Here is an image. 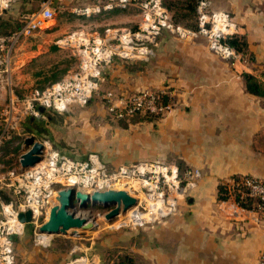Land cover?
<instances>
[{"label": "crops", "instance_id": "obj_1", "mask_svg": "<svg viewBox=\"0 0 264 264\" xmlns=\"http://www.w3.org/2000/svg\"><path fill=\"white\" fill-rule=\"evenodd\" d=\"M75 1L80 6L81 0ZM210 1L213 10L232 16L236 35L231 42L247 61L223 60L203 37L181 40L163 32L149 61H117L106 78L109 89L129 92L169 86L172 109L157 120H119L90 131L108 164L153 160L173 164L182 174L201 173L173 215L137 232L140 264H258L264 248V212L240 206L229 191L223 200L219 192L220 185L236 177L264 181V97L250 92L245 80V74L260 82L264 78V0ZM132 7L137 8L127 10ZM128 15L117 28L138 25L141 12ZM33 37L40 40V51H47L51 37L45 31ZM18 51L30 56L29 66L33 41ZM34 249L47 258L22 259L17 240V264H61L54 246Z\"/></svg>", "mask_w": 264, "mask_h": 264}, {"label": "built area", "instance_id": "obj_2", "mask_svg": "<svg viewBox=\"0 0 264 264\" xmlns=\"http://www.w3.org/2000/svg\"><path fill=\"white\" fill-rule=\"evenodd\" d=\"M17 1L0 0V17ZM129 6H135L141 12L135 30L107 27L102 34L86 35L80 31L69 35L66 44L60 40V45L72 43L77 48L78 70L45 88H35L28 95L15 92L9 76L13 73L18 48L50 26L49 21L54 19L57 10L53 0H44L39 10L24 13L17 31L0 34V91L6 89L0 108V158L9 143L21 144L24 149L18 156L17 167L3 172L4 166L0 162V264H17V239L29 224L34 226L37 236L42 233L40 228L48 219L54 197L64 188L74 187L91 194L111 188L124 190L130 186L132 192L128 193L137 198V204L133 206L136 211L155 216L145 219L144 225L173 215L180 197L200 178L201 173L197 170L181 174L175 165L153 160L110 168L96 152L85 159L75 158L61 153L48 141H40L44 146L40 161L30 167L21 164V156L28 147L26 140L31 136L23 131L26 119L40 116V108L64 112L73 104H86L98 92L108 67L117 61H149L163 32L181 40L203 37L211 52L230 63L248 59L231 42L236 35L232 16L225 11L213 10L210 0H198L196 28L176 22L163 0H107L104 4L99 2L76 10L80 14L93 15L102 9ZM173 95L169 86L132 92L109 89L103 99L108 114L116 120L137 114L161 118L174 106ZM126 182L129 184L124 185ZM227 189L228 194L258 199V209L264 212V181L261 178H232ZM28 211L32 213L31 221L23 222L20 214ZM258 264H264V248L260 251Z\"/></svg>", "mask_w": 264, "mask_h": 264}, {"label": "rangeland", "instance_id": "obj_3", "mask_svg": "<svg viewBox=\"0 0 264 264\" xmlns=\"http://www.w3.org/2000/svg\"><path fill=\"white\" fill-rule=\"evenodd\" d=\"M43 1H17L0 17V32L14 30L20 25L22 15L39 10ZM105 1L107 0H99L101 4H104ZM85 2L88 3L89 0H81L80 6L75 0H53V5L57 9L55 17L49 21L50 26L44 30L51 37L50 43L46 44L47 51H40V40H38V37H33L31 40L33 41L35 54L29 66L26 65V60L30 56L24 53L17 55L14 61L13 73L9 76L15 92L28 95L35 88H45L49 84L57 82V79L61 80L69 73L78 70L80 58L77 55V48L72 43L60 45L59 41L63 38L80 31L86 33V35L92 33L102 34L105 31L104 28L120 26L119 24L124 22L126 14L140 13V10L133 7L130 11L127 10L131 7L129 6L102 9L101 12L93 15L80 14L76 9L84 8L86 4L83 3ZM79 23L86 30L78 28ZM136 26L138 25L129 23L128 29L135 30ZM110 67L104 71L102 84L90 101L84 105L73 104L64 112L46 108L40 116L26 119L22 125L24 133L35 136L38 141H48L55 149L68 156L85 159L90 153L96 152L103 160V154L97 150L96 143L98 139L90 135V131L94 128L102 129L107 123L114 125L121 123L108 114L103 99L104 93L109 89L108 85H111L110 82V84L107 83V78L109 79L112 73ZM116 88L113 89L119 91ZM4 95H6V89L0 91V108ZM16 140L18 141L19 138ZM23 150L21 144L9 143L5 146L0 158V162L4 166L3 172L18 166V156ZM135 163L137 162H125L122 165H133ZM128 184L129 182H126L124 185ZM134 185L137 186V183ZM126 188H129L128 190L132 192L130 186ZM187 198L188 191L178 200L177 210ZM133 208L129 213H122L114 220L108 221L105 214L110 208L98 204L90 206V209L77 207L76 211L79 212L90 211V216L95 218L97 227L93 230L80 229L82 232L80 236L49 235L47 244L37 241L35 228L29 224L25 227L23 235L17 239L20 245L18 255L25 260L37 257L46 259L47 257L42 254V251H37L34 248L44 250L54 246L56 248L54 253L60 255L58 261L61 264H127L128 257H132L137 261V232H141L143 228L152 227L160 221L138 226L143 223L147 215L143 212L139 213L136 208ZM153 218L149 217L147 219Z\"/></svg>", "mask_w": 264, "mask_h": 264}, {"label": "water", "instance_id": "obj_4", "mask_svg": "<svg viewBox=\"0 0 264 264\" xmlns=\"http://www.w3.org/2000/svg\"><path fill=\"white\" fill-rule=\"evenodd\" d=\"M40 109L43 112L45 108ZM26 144L28 148L21 156V164L23 167H30L41 160L44 146L42 142L35 139V136L27 138ZM56 200L59 203L53 204L49 218L40 228V232L48 235L80 236L82 234L80 229H95L97 227L95 219H90L81 212H77V207L90 209V206L98 204L110 208L105 214V218L112 221L137 204L136 197L130 195L126 190L115 188L102 192L95 191L91 194L74 187L64 188L55 195L54 201ZM31 216V211H28L20 214V219L23 222H30Z\"/></svg>", "mask_w": 264, "mask_h": 264}, {"label": "trees", "instance_id": "obj_5", "mask_svg": "<svg viewBox=\"0 0 264 264\" xmlns=\"http://www.w3.org/2000/svg\"><path fill=\"white\" fill-rule=\"evenodd\" d=\"M164 4L167 6V8L173 12V18L178 23H184L185 26L189 28H196L197 26V4L198 0H164ZM187 21V22H186ZM22 24V19H20V25L16 27L14 30L18 29ZM14 30H10L8 32H0L1 35H8L14 32ZM235 42V41H234ZM237 44V42H236ZM60 79H57L58 81ZM245 80L247 88L250 92L257 94L259 96L264 97V84L260 82L255 76L251 74H245ZM159 117L153 116V115H147V114H137L132 116L129 119H122L120 121H143V120H157ZM125 123V122H123ZM108 164V163H107ZM110 168L115 167V165L108 164ZM182 174V172L180 171ZM240 178V177H236ZM220 192V198L225 200L228 199V189L226 184H222L219 187ZM236 201L239 203L240 206L256 210L258 209V199L250 197V196H244L243 198L237 195ZM127 264H140L136 260H134L132 257L127 258Z\"/></svg>", "mask_w": 264, "mask_h": 264}, {"label": "bare ground", "instance_id": "obj_6", "mask_svg": "<svg viewBox=\"0 0 264 264\" xmlns=\"http://www.w3.org/2000/svg\"><path fill=\"white\" fill-rule=\"evenodd\" d=\"M66 38H63L62 40H61V42L62 43H64V44H66ZM118 189H120V188H118ZM129 188H125L124 190H126L127 192H130L129 190H128ZM121 190H123V189H121ZM183 191V190H182ZM180 193H181V191H180ZM59 202H58V200H56V201H54L53 202V204H58ZM131 209L132 208H130L126 213H129L130 211H131ZM51 211V210H50ZM77 212H79V211H77ZM84 216H88V218H90V219H92V217L90 216L91 214H90V211H88L87 212V210H84L83 212H81ZM144 213V212H143ZM122 214V213H121ZM120 214V215H121ZM124 214V213H123ZM145 215H149V213H144ZM49 215H50V212H49V214H48V218H49ZM119 215V216H120ZM128 215V214H127ZM146 216V218L145 219H147V218H152V217H155L154 215H150L149 217H147ZM95 219V218H94ZM145 219H144V221H145ZM142 225V224H141ZM48 240H49V235L48 234H46V233H41V234H39L38 236H37V241L39 242V243H43V244H47V242H48ZM80 264V263H79Z\"/></svg>", "mask_w": 264, "mask_h": 264}]
</instances>
